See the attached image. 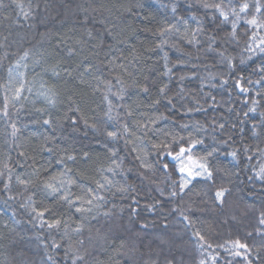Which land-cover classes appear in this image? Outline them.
<instances>
[{
	"label": "trees",
	"instance_id": "trees-1",
	"mask_svg": "<svg viewBox=\"0 0 264 264\" xmlns=\"http://www.w3.org/2000/svg\"><path fill=\"white\" fill-rule=\"evenodd\" d=\"M0 264H264V0H0Z\"/></svg>",
	"mask_w": 264,
	"mask_h": 264
},
{
	"label": "rangeland",
	"instance_id": "rangeland-1",
	"mask_svg": "<svg viewBox=\"0 0 264 264\" xmlns=\"http://www.w3.org/2000/svg\"><path fill=\"white\" fill-rule=\"evenodd\" d=\"M181 172L183 174V179L185 182L191 181V179L198 176H206L207 170L204 165L190 157H179Z\"/></svg>",
	"mask_w": 264,
	"mask_h": 264
}]
</instances>
